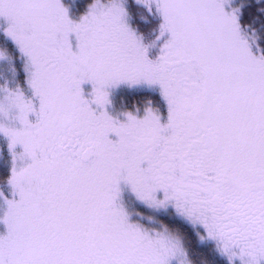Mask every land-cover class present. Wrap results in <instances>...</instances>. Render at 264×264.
I'll return each instance as SVG.
<instances>
[{"label": "snow or ice", "instance_id": "snow-or-ice-1", "mask_svg": "<svg viewBox=\"0 0 264 264\" xmlns=\"http://www.w3.org/2000/svg\"><path fill=\"white\" fill-rule=\"evenodd\" d=\"M0 264H264V0H0Z\"/></svg>", "mask_w": 264, "mask_h": 264}, {"label": "rangeland", "instance_id": "rangeland-1", "mask_svg": "<svg viewBox=\"0 0 264 264\" xmlns=\"http://www.w3.org/2000/svg\"><path fill=\"white\" fill-rule=\"evenodd\" d=\"M193 247H194V245H193ZM193 258H194V259H197V257H195V256H194Z\"/></svg>", "mask_w": 264, "mask_h": 264}, {"label": "trees", "instance_id": "trees-1", "mask_svg": "<svg viewBox=\"0 0 264 264\" xmlns=\"http://www.w3.org/2000/svg\"><path fill=\"white\" fill-rule=\"evenodd\" d=\"M194 248V247H193Z\"/></svg>", "mask_w": 264, "mask_h": 264}]
</instances>
